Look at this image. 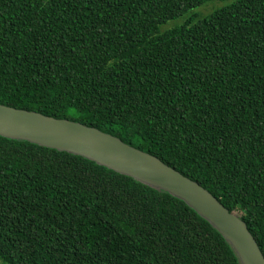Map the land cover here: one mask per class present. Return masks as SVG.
Instances as JSON below:
<instances>
[{"label":"trees","instance_id":"1","mask_svg":"<svg viewBox=\"0 0 264 264\" xmlns=\"http://www.w3.org/2000/svg\"><path fill=\"white\" fill-rule=\"evenodd\" d=\"M212 1L0 0V104L156 156L237 211L264 256V0L193 12ZM0 264L237 262L182 201L0 137Z\"/></svg>","mask_w":264,"mask_h":264},{"label":"water","instance_id":"2","mask_svg":"<svg viewBox=\"0 0 264 264\" xmlns=\"http://www.w3.org/2000/svg\"><path fill=\"white\" fill-rule=\"evenodd\" d=\"M0 137L80 156L182 201L224 240L237 264H264L245 221L207 189L117 136L67 118L0 104Z\"/></svg>","mask_w":264,"mask_h":264},{"label":"rangeland","instance_id":"3","mask_svg":"<svg viewBox=\"0 0 264 264\" xmlns=\"http://www.w3.org/2000/svg\"><path fill=\"white\" fill-rule=\"evenodd\" d=\"M232 1H233V0H214V1H212V2H209V3L205 4L204 6H202V7H200V8L194 9L193 12H200V9H201V8H203V7H205V6H208V5H212V6H214L215 4H218V6L220 7V6L224 5V4L230 3V2H232ZM213 8H216V7H213ZM217 8H218V7H217ZM179 20H181V19H179ZM179 20H175V21H172V22H169V23H174V24H176V22L179 21ZM169 23H167V24H169ZM167 24H165V25H167ZM163 29H164V26H163Z\"/></svg>","mask_w":264,"mask_h":264}]
</instances>
